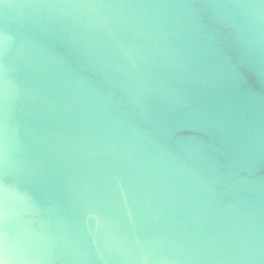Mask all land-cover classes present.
I'll use <instances>...</instances> for the list:
<instances>
[{
  "label": "water",
  "instance_id": "95a60500",
  "mask_svg": "<svg viewBox=\"0 0 264 264\" xmlns=\"http://www.w3.org/2000/svg\"><path fill=\"white\" fill-rule=\"evenodd\" d=\"M4 264H264V0H0Z\"/></svg>",
  "mask_w": 264,
  "mask_h": 264
},
{
  "label": "snow or ice",
  "instance_id": "6c2138e0",
  "mask_svg": "<svg viewBox=\"0 0 264 264\" xmlns=\"http://www.w3.org/2000/svg\"><path fill=\"white\" fill-rule=\"evenodd\" d=\"M6 246H7L6 233L0 231V247H6ZM0 264H4V262L0 261Z\"/></svg>",
  "mask_w": 264,
  "mask_h": 264
}]
</instances>
